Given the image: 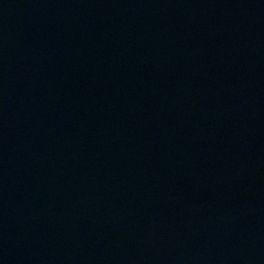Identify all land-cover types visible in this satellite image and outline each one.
Instances as JSON below:
<instances>
[{
	"label": "water",
	"instance_id": "water-1",
	"mask_svg": "<svg viewBox=\"0 0 264 264\" xmlns=\"http://www.w3.org/2000/svg\"><path fill=\"white\" fill-rule=\"evenodd\" d=\"M0 264H264V0H0Z\"/></svg>",
	"mask_w": 264,
	"mask_h": 264
}]
</instances>
